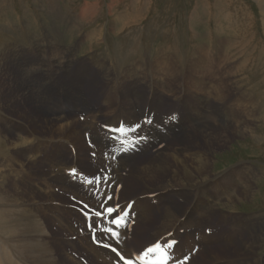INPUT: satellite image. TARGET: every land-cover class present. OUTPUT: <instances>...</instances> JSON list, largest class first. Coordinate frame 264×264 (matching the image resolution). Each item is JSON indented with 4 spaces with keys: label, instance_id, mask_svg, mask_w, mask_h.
Wrapping results in <instances>:
<instances>
[{
    "label": "rangeland",
    "instance_id": "obj_1",
    "mask_svg": "<svg viewBox=\"0 0 264 264\" xmlns=\"http://www.w3.org/2000/svg\"><path fill=\"white\" fill-rule=\"evenodd\" d=\"M114 2L116 3L113 5V9H109V5L111 6V4ZM87 5H90L89 12H95L96 8H99V11L95 12V17H92L90 15L91 13L88 12L89 14L87 13L86 18L83 19L81 18V15L82 13H84V11H86ZM126 19H128L126 21L128 23L121 21ZM218 23H221L224 26H220V28ZM122 25L124 26V28L122 27ZM100 32H104L103 35L105 37H99L98 34H100ZM0 34V54H2L4 48L6 49L8 44L13 43V45H16L17 48L10 49L11 56L17 54L20 51H30V56H32L33 52L38 51V49L34 47V39H37V41L40 42V45H42L43 48H49L50 44H55V47H57L55 49H57L59 55L60 53L64 52L65 56L67 57L65 59H68V54L64 51V49L61 50V48H69V56L72 55L75 61H73V64L70 68H63V66L61 67L58 79H55L51 74H48L47 76L41 75V72L39 70H36L34 72L41 75V83L46 85L47 91L51 92L50 90L52 88V83L54 82H61L60 84L65 88V91H71V97H69L70 99H64L63 95H61V97L57 96L58 98L60 97L61 99L65 100L62 102V105H58L57 108L61 109V107L65 106L63 105L65 103L71 104L69 105V107H71V110H69L67 114L63 115L68 117L70 121L72 120L71 124L73 127L76 125L77 120H79L80 122L81 119L78 115V113L80 112L77 113L73 111L72 105L74 103V99L72 98L77 97L79 99L78 101L80 103L78 106L84 105L88 97L92 98L91 107H96V103L94 102L99 101L100 104L101 102L103 103V101H100L99 99L103 97L104 93L106 92V88L107 90L111 89V85L108 84L109 81L113 80V77L111 75H105L104 78L107 80H103L104 82L97 84L95 88H91L89 85H86L87 83L85 81L82 82L74 79V76L76 77V75L78 74V71L76 70H79V68L81 67L83 68V66L87 68L88 73L93 74L95 70L94 67L88 65L87 63H90V61H92V59H95L96 57H98L97 59L104 62L110 60V64H112L111 66H113V64H116L117 73L115 71L114 72L115 74L121 75L122 73H125L127 68H129L130 66H135L139 71L142 70L141 67H143L144 65H147V67L151 68L150 63L146 64L144 59H148L154 62L156 59L160 60L161 57L163 58L169 56V58L171 59L170 68L173 71L183 72V75L178 79V81H182L185 78L192 77L193 69L191 68L190 63H192L194 59L198 57L199 53L197 54V50L202 48H204L205 50L208 49L211 59L215 61V59L217 58L218 60L215 62V67H219L220 69L218 68L216 73H219L221 77L223 75H228L227 77H231L236 81L237 88H231V92L233 94L238 96L249 95L251 96V100H259L260 103L263 102L264 104V0H0ZM227 36L229 38H227ZM31 37L33 38L31 39ZM43 42H45V44ZM28 47H33L34 49L31 50L28 49ZM127 50H129V52ZM126 54L128 58L126 57ZM223 55H226V58L231 56V60H229L230 62L228 61V63H221ZM43 56L44 54L42 55V57ZM125 57L127 58V60ZM111 58L113 59V61L111 60ZM22 61H14L16 65H13L9 60V69H11L12 72L15 71L17 73V67L18 71L20 72V68L17 65ZM233 62L236 63L234 64ZM78 63L80 66L77 65ZM154 64L157 63L155 62ZM120 65L123 66L121 67ZM3 67L4 65L2 64V60L0 57V99L9 93L8 85L9 83H13V78L10 80H6V72L5 70H3ZM44 68L45 70H47V68L49 67L44 66ZM195 68L197 67L195 66ZM232 68L235 70L234 73H231L230 71V69ZM102 69L104 68H101V70ZM50 70L52 71V69ZM105 70L107 72V69ZM114 72H112V74H114ZM211 82H209L211 86L219 84L213 79H211ZM14 83L16 84V81ZM71 85L73 86L71 87ZM197 87H200V84H198ZM29 88L30 83L28 82V84L25 85V90H28ZM71 89H73V91ZM118 90L121 93V100L128 101L129 93L131 91L129 89V85L127 83H123ZM109 92L110 91L106 93L107 96ZM122 93H124L125 96L122 95ZM73 94L75 95L73 96ZM214 97V92H210V96L208 98L210 103L208 105L210 106V108L206 109V113L204 111H196V107H194L195 110L193 111L192 115L201 114L202 118L205 114L208 115L209 113H211L212 115L219 114L220 111L218 110H220V105L218 101H216L215 103ZM39 102L40 100L33 101V99L20 101V103L25 105L26 108L22 105L21 108H19L18 104L9 102L7 99H4V105L3 102H0V118H3V130L1 132L2 135H5L7 139L9 138L11 142H17V140L19 142L23 136H26V134L23 132L26 130H21L16 134V128L19 129L17 125L19 121H21V123L24 125L23 127L27 129V133H32V136L36 134L40 136L43 135L45 137H49V135H58L54 132L57 131L56 129L58 128L59 124H55V126L54 124L49 125L43 120L46 119L47 115L51 113V109L44 108V105ZM168 102L169 100H165V105L162 108L158 106L160 110L167 111L168 109H171L175 106L173 105L174 103H176L175 101H171V103ZM112 105L110 107H106L105 114H101L106 117L100 119L101 121L104 120L107 122H117L120 116H116V114H118V111L116 110L121 105H123V102L119 103L118 101H114ZM151 108L147 107L148 113L152 112ZM29 109L38 116L35 117V115H30L33 119V122L25 113V111L31 112ZM160 110H157V112H161ZM62 111L63 109H61L57 113L60 114ZM260 112L261 113L259 114V118L257 119L258 122L255 125L254 132H249L248 135L245 136H240L237 134L228 143L222 145H214V148H207L201 145L202 148L200 149V151L205 152L206 155L208 154L212 160H210L209 162V170L211 173L210 175L214 176L213 178L225 172L229 168L237 171H239L244 165H252V167L254 166V168H256V177L253 179L255 180V189L253 193H251L249 198L247 200H236L235 202L220 204V206H218L220 210H217V215H212L209 219H211V223L215 222L216 220L217 222H220V212L224 211H230L231 213L235 212L236 214L241 213L240 215L245 216L246 220L252 223L251 227L254 228L255 235H258V248L254 252V255L257 257L262 256V260L264 258V105L263 110H261ZM89 114L92 115L91 113ZM111 114H113V116H109ZM135 115L137 116L139 115V113ZM157 116H159V114H157ZM87 117L89 118V121L91 117ZM192 117L185 118L190 119V126L179 129V131L174 132L172 135L170 134V143L167 144L168 147H178L180 145V142H178L179 138L193 131L195 127H202L204 125L212 126L213 123L216 124V122H214L216 117L213 119V121L211 120V117H206L203 119L200 118L201 121L199 119L192 120ZM4 118L9 119L10 121L14 120L12 121L13 125L9 127L5 123ZM219 119H221L222 121ZM26 120H29L30 125ZM82 120H84V117L82 118ZM22 121H24L25 123ZM218 122L230 123L231 117L229 119V116H227L225 120H223L222 117H218L217 123ZM25 125H29V127ZM51 126H54L55 129H49ZM206 132H198L193 136H190V138H187V141H190L192 142V144H194L201 139L203 142L205 141V139L203 140V136H205L204 134ZM68 136H70L68 138L71 140H69L71 143H68V147L72 149V152L74 154L76 152V154L71 157L73 158V160L72 164L69 167L72 168L68 170H73L75 168L80 169V167H84L87 164H94L95 161L91 158L90 150L98 149L96 148L97 145L96 147L91 146L92 144L90 140L85 139V135L77 136V133L73 129L71 130V135ZM206 139L208 138L206 137ZM43 140L45 141V143H49L50 145H52L53 143L61 145L63 143V140H60L58 138H55L51 141H49V138ZM88 144L90 145L89 147ZM102 144L103 143H100L98 145L101 146ZM5 145L6 143L4 142L1 148H4ZM84 145L86 146V148H84ZM163 146H166L165 143L160 145V147ZM45 147L43 148L42 153L39 157L38 155H36V161L31 160L28 167H24V169L27 170L24 177H28L30 179V183H28L27 186H25L23 183L22 185L27 187V190L25 191V193L27 194L25 197H31L26 202L29 203L30 201L31 203L25 207V212L23 213L26 215V217L36 215V213H40L39 216L36 215V219L42 222L47 230L42 234L41 238L45 242L46 246L48 244L50 245L52 249L51 255L55 257V261L57 264H73L70 260L71 253L77 258V260H80L79 258H81V261H83L84 264H108L101 259L99 260L94 258V256H91L82 239V242L76 245V242L80 240L77 238L80 237H78L77 234L74 235L73 233L68 231V225L72 224L77 217L80 218L79 212L72 209V206L82 207L85 210L92 209L93 211H96L101 200L104 198L107 189H105L104 192L97 190L95 197H93L92 195L88 196L86 194H83L80 186L76 187L68 185V183L71 182L68 180L69 174H67L65 170L66 176L63 181L70 188V191L75 192L73 189H78L79 191L77 192L80 196H82V199L81 197L73 196V194L69 191L65 192L64 189H61L59 182L54 181V179L51 175H49L48 172H43V170L41 169V167L47 169L49 168L48 161L44 160L46 154ZM157 150H159L157 146L146 148L141 153V158L138 159V161H135V167H133V169H131L130 171L128 170L129 168L126 171H123V179H125V183L127 181V184L125 185V193L131 190L130 194L127 193L128 195L124 198V200L129 199V195L131 196L143 190L157 188L151 186L149 188H145L142 183L138 181V179L141 178V174L139 173L144 172L142 167L143 163H149L150 161L154 160L151 157ZM29 152H31L30 146ZM102 153L104 154V151H102ZM20 155L22 156L23 161L25 159V161H28L27 157L23 159L24 155L21 152ZM133 160L134 158L127 161V163H132ZM113 162H115L113 157L109 156V163L111 165L108 167L105 158L102 163V168L107 171L106 178H108V185L111 184L116 176H118V171L120 170V167L117 166V170L115 171V168L113 166L115 165V163L113 164ZM14 163L16 166L19 165V163ZM192 170L194 174L190 179H188L185 174L181 175L183 181L185 182L183 183L186 185L194 183L197 180V182H201V179L208 175V173L205 174L197 171L195 167H193ZM80 171L89 174L88 169L86 171ZM128 171L130 175H126ZM95 175H97V173ZM219 177H221V175H219ZM3 180L6 181V179ZM20 180L22 182V176L20 177L19 181ZM5 181H3L2 184ZM173 183H180V179L173 180ZM183 183L178 186L183 185ZM55 188L59 190V193L58 191L57 193L53 192ZM6 189H8L9 191L16 190V188L11 183H8L7 187L4 190ZM151 193L152 192L144 193V195L148 196V194ZM173 197L178 198L179 196L176 194V192H174L172 194V198ZM170 199L168 201H170ZM119 201H122L121 198H119ZM187 204L184 205L186 206ZM54 206H60L61 210L65 214H67V222L62 223L61 220L57 222L56 219H58V217L56 212L58 211L56 210L57 208H54ZM161 208H163L162 205L153 207L151 222H149L148 224L140 223L136 225V227L138 226V232L135 235V244L138 246L137 249L136 247L131 248L130 246H126L125 248L130 251L131 249L139 250L144 244L149 241L151 235H153V228H157L159 230L158 224L160 221L159 215L162 211ZM37 210L39 212H37ZM72 212H75L76 216L73 215ZM247 215H249L251 218H247ZM246 220L245 222H241V232L246 231L250 227L248 226L247 228ZM60 222L62 223V226L59 225ZM83 223L84 221L77 219V222L73 224L82 225L83 227L81 228L85 231L81 230L80 232L82 234H89L91 236L89 231L86 229L87 225ZM234 226L235 229L233 230L236 231L237 227L236 225ZM91 227L94 228L95 225L93 224ZM203 228L204 226H202L201 228L202 231ZM95 230H97L96 227ZM48 232H51V234ZM96 233L101 236L99 230ZM128 235L131 236V234ZM91 237L92 243L95 244L96 238L94 237V235H92ZM250 237L251 234H244L242 235V239H240L238 243H235L234 240H232L229 249H227V243L220 244L218 241L213 242V248L217 249V247H219V249L215 250L213 254L223 258L237 257L238 254L236 256L235 249H240L238 252L241 253V248L247 245V241ZM0 238L3 240V242H5L6 238L2 236H0ZM255 239L257 238L255 237ZM9 242L12 243V245L14 244V247H9L8 242H5V244L0 243V247L3 250V253L7 254L1 255V259L4 261L2 264H11V260H15V258L19 259V264H30L28 261V256H24V254L27 253L28 249L30 248L28 247L27 241H22V239H19L12 240V242L11 240H9ZM212 244H209V246L211 247ZM240 244L241 246H239ZM102 245L103 243H100V246H96L102 247ZM220 245L225 246L226 249L223 250ZM5 250L12 251L14 252V254L6 252ZM0 253L2 252L0 251ZM213 254L211 252V254L203 257L201 263H209L211 261L209 259V256ZM63 257L67 260H63ZM226 261L228 262L227 264H235L237 262H235V260H232L231 262L230 259L223 261L220 260L219 262L220 264H225Z\"/></svg>",
    "mask_w": 264,
    "mask_h": 264
},
{
    "label": "bare ground",
    "instance_id": "obj_2",
    "mask_svg": "<svg viewBox=\"0 0 264 264\" xmlns=\"http://www.w3.org/2000/svg\"><path fill=\"white\" fill-rule=\"evenodd\" d=\"M115 3L116 2L112 3L111 6L109 5V9H113V5ZM89 11H90V5H87V9L86 11H84V13H82L81 18L83 19L86 18L87 16L86 14ZM96 11L98 12L99 8H96ZM95 12H92V13L89 12V13H91L90 15L92 17H95ZM128 19L121 20V21L126 22ZM218 25L219 27L224 26L221 23H218ZM122 27L124 28L123 25ZM103 33L100 32L98 36L99 37L104 36ZM32 38L33 37H31V39ZM227 38L229 37L227 36ZM34 40H35L34 47L38 49V51L33 52L32 56H30V53H31L30 51H27V52L20 51L17 54L11 56L10 49L17 48V46L13 45V43H10V42H9L10 44L7 43L8 46L6 47V49L7 48L8 49L6 50L4 48V51L2 50L3 52L2 54H0V57L2 60V64L4 65L3 70H5L6 72V80H10L13 78L12 79L13 83L11 84L9 83L8 85L9 93L6 94L4 97H2L0 99V102H3V105H4L5 104L4 99H7L9 102H14L15 104H18L19 108H21V105L26 108V106L21 104L20 101H26L30 99H33V101L40 100L42 105H44V108L51 109V113L47 115L46 119H43L44 122L49 125L54 124V126L55 124H59L58 128L56 129L57 131L55 132L53 131L54 133H57L58 135H49V137H45L43 135L40 136L36 134L32 136V133H27V129H25L23 127L24 125L21 123V121H19L17 125L20 130L16 128V134L20 132L21 130H26V131H23L26 134V136H23L19 142L18 140L17 142L16 141L11 142L9 138L7 139V137L5 135H2L1 133L3 130L2 129L3 118L2 117L0 118V236L6 238L5 242L9 243L8 244L9 247L11 248L14 247L13 246L14 244L12 245V243H10L9 240H11L12 242V240L22 239V241H27L28 247H30L28 249V252L24 254L25 257L28 256L29 258L28 261L30 264H57L55 261V257L51 255L52 249L50 245L48 244L46 246L45 242L41 238L42 234L46 232L47 230L44 227V224L40 222L38 219H36L37 218L36 215L39 216L40 213L39 214L36 213V215L31 214L32 216L30 217H26V215L23 213L25 212L24 211L25 207L31 203L30 201L29 203L26 202L31 197H25L27 194L25 193V191L27 190V187L25 186H27L28 183H30V179L28 177H24L25 173L27 172V170L24 169V167L26 166L28 167L31 160L36 161L37 159L36 155H38V157L40 156L45 145H46L45 147L46 154H45L44 160L48 161L49 168L47 169V168L41 167L43 172H48L49 175L52 176L54 181L60 183L59 185L61 186V189H64L65 192L69 191L73 194V196L81 197L82 199V196H80L77 192L79 191L78 189H73L75 192L70 191V188L63 181L66 176L65 170L67 172L68 169L72 168V167H69L72 164V160H73V158L71 157H73L76 154V152L74 154L72 152V149L68 147V143H71L70 142L71 140L68 138L70 136L68 135H71L72 129L75 130V132L77 133V136L85 135L84 136L85 139L92 138L95 140L97 144H100L104 142V139L101 133V129H99L98 127L99 125L98 123L99 121H101L100 119L106 118L104 115H101V114L102 113L105 114L106 107H110L114 101H118L119 103L123 102V105H121L116 110L118 111V114H116V116H124V115H135L139 113L136 111V107H139L140 111L142 112L147 107L149 108L152 107L153 109L160 110L159 107L162 108L165 105L164 101L169 100L168 103H171V101L176 102L173 105H175V107L180 112L179 124L174 125L171 122L169 123L168 130L170 132H174V127H179V129H183V128L190 126V119H185L186 117L191 118L193 116L192 120L193 119L200 120L201 114L192 115L193 111L195 110L194 107H196V111L199 110V111H204L206 113V109L210 108V106L208 105L210 104L209 99H208L210 96V92L211 93L214 92V95H215L214 101L215 103L216 101H218L220 105V110L218 111H220V113L216 115L215 114L212 115L211 113H209L208 115L203 114L204 117H202L201 119L206 118V117H211V120L213 121V119L216 117L214 121L216 122V124L213 123L212 126L204 125L202 127H195L193 131L186 134L187 136L183 135L179 138L178 142H180V145L178 147L176 148L168 147L167 144L170 143V136L168 137V135H163L162 133L155 130L154 128H148V130L152 131V137L154 138V142H152L150 146H148L147 148L157 146L159 150H157L155 154L153 153V156L151 158H153L154 160L150 161L149 163H146V162L143 163L142 167H143L144 172L139 173L141 174V178H139L138 181L142 183V185L145 188H149L150 186L157 187V188L150 189V190H143L137 194H134L131 196L129 195V199L127 200H130L139 195H144V193H148V192L157 193L156 198H159V200H161V204L163 208H161L162 211L159 215V219H160L159 224H158L159 230L157 228H153L152 230L153 235H151L147 243L149 242L151 243V241L154 242L161 235L167 234L169 233V231L174 230V229L188 228L192 232L194 229L200 228L202 226H204L205 228L210 227L211 229H213V232L211 234L209 235L205 234V232L203 231L204 233H201L200 237H196L197 242L200 245H202L203 248L200 249L197 255L193 256L190 260V262L193 264H202L201 262H202L203 257L211 254V252L213 254L215 250L219 249V247H217V249L213 248V244H212L213 242L218 241L220 244L227 243L228 245L227 249H229L232 240H234L235 243H238L239 240L242 239V235L251 234V237L247 241V245L241 248V253L243 254V256L241 253L238 252L240 249L238 250L236 248L235 252H236V256L238 254L237 257L223 258V257L213 254L209 256V259L211 261L210 262L208 261L209 263L207 264H220L219 262L220 260L223 261L227 259H230L231 262L232 260H235V262L237 261L235 264H264V258L261 260L262 256L258 255L259 257H257L254 255V252L258 248V243H257L258 235L257 236L255 235L254 228L251 227L252 223L246 220L245 216L240 215L241 213L239 214L238 212H237L238 214H236L235 212L231 213L230 211L229 212L224 211V212H220V219H221L220 222H217L216 220L215 222L211 223V219H209L212 215H215L217 213V210H220L218 208L220 204H226L228 202L229 203L235 202L236 200H247L249 198V196L251 195V193H253L255 189V185H254L255 180L253 179L256 177L255 176V172H257L256 168H254V166L252 167V165H244L239 171L229 168L227 169L228 171L226 170L225 172L221 174L215 173V174L221 175V177L217 175L218 177L216 176L215 178H213L214 176L210 175L211 173L209 170L210 168L209 162L211 158L208 154L206 155L205 152L200 151V149L202 148L201 145L207 148H214V145H222V144L228 143L237 134L240 136H245V135H248L249 132H254L255 125L258 122L257 119L259 118V114L261 113L260 111L263 110V105H264L263 102L260 103L259 100L255 101V99L251 100L250 98L251 96L249 95L248 96H238V95L233 94L231 92V88H237L236 81L233 80L231 77H227L228 75L227 76L223 75L221 77L219 73H216L219 67H215V62L218 60L217 58L215 59V61L211 59V57L209 56L210 52L208 51V49L205 50L204 48H202V49L197 50V54L199 53L198 57L194 59V61L192 62L193 64L190 63V66L193 69L192 77L183 79L185 83L183 82V80L178 81V79L183 75V72L173 71L170 68L171 59L169 58V56H166L163 58L161 57L160 60L156 59L154 62L148 59H144L146 64L150 63L151 68L147 67V65H144L143 67H141L142 70L139 71L137 70L135 66H130L129 68H127L126 72L122 73L121 75L115 74V72L117 73L116 64H113V66H111L112 64H110V60H107L104 62V61L97 59L98 57H96L95 59H92L90 63H87L88 65H91L94 67L95 69L94 73L93 74L88 73L87 68L83 66V68L81 67L79 68V70H76L78 71V74L76 75V77L74 76V73H73L74 79H77L82 82L85 81L87 83L86 85H89L91 88H95L97 84L104 82L103 80H107L104 78L105 75L107 76L111 75L113 77V80L109 81L108 83L109 85H111L110 86L111 89L107 90L105 86L106 92L104 93L103 97L99 99L100 101L102 100L103 103L101 102L100 104L99 101L94 102L96 103V107H93V106L91 107L92 98L88 97L84 105L78 106L80 103L78 101L79 99L77 97H73L72 98L74 99V103L72 105L73 111L77 113L80 112L78 113V115L80 116V119H81L80 122L79 120H77L76 125L73 127L71 124L72 120L70 121L68 117L63 115V114H67L69 110H71V107H69V105H71L70 103L63 104L65 105L61 107L63 111L60 114L57 113L58 111L61 110L60 108H57V106L62 105V102L65 101L64 100L65 98L71 97L70 96L71 91L70 92L65 91V88L60 84L61 82L52 83V88L50 90L52 93L47 91L46 85L41 83L42 82L41 75L47 76L48 74H51L55 79H58L61 67L63 66V68L64 67L70 68L71 65L73 64V61H75V59H73L72 55L69 56L68 47L61 48V50L64 49V51L68 54V59H65L67 57L65 56L64 52L60 53L59 55V52H57V49H55L57 48L55 47L56 46L55 44L52 43L50 44L49 48L48 47L43 48L42 45H40V42L37 41V39H34ZM43 43L45 44V42ZM10 45H13V46H10ZM28 49L33 50L34 48L28 47ZM127 51L129 52V50ZM43 54L44 56L42 57ZM126 57H127V54H126ZM9 60L11 61L13 65H16L14 61L18 62V61L23 60L17 65L20 68V72L18 71V68L16 67L18 74L15 71L12 72V70L9 69L10 68L8 66ZM111 60L113 61L112 58ZM229 60H231V56L226 58V55H223V59L221 63H228ZM155 62L157 64H154ZM77 65L80 66L79 63ZM44 66L49 67V68L45 70ZM195 66L197 68H195ZM101 68H104V69L101 70ZM50 69H52V71ZM105 69H107V72ZM36 70H39L41 72V75L36 74L34 72ZM230 71L231 73L235 72L233 68L230 69ZM112 72H114V74H112ZM88 79H89V82H88ZM211 79L215 80V82L219 84L215 86H211V84L209 83L211 82ZM15 81H16V84L14 83ZM28 82L30 83V88L28 90H25V85H27ZM123 83H127L129 85V89L131 90L129 93L128 101L121 100V93L118 90L119 87ZM198 84H200V87H197ZM72 86L73 85H71V87ZM71 90L73 91V89ZM108 91L110 92L108 93V96H107L106 93ZM235 92H236V89H235ZM61 95H63L64 99L60 98ZM74 95L75 94H73V96ZM122 95H124V93H122ZM57 96H60V97L58 98ZM173 109L174 108H171L170 111ZM160 111H161L160 113H167L166 111H162V110ZM88 112L91 113L92 115H90ZM25 113L27 114V116L32 122H33V119L31 118L30 115H35V117H38L33 111L31 112L25 111ZM87 116L91 117L89 121H88L89 118ZM109 116H113V114ZM227 116H229V119L231 117L230 123H219V122H218L219 124L217 123L218 117H222L223 120H225ZM83 117H84V120H82ZM4 120H5V123L9 127L13 125L12 121L14 120L10 121L7 118H4ZM26 121L30 125L29 120H26ZM29 125H25V126L29 127ZM54 126H51L49 129L54 128ZM198 132H206L204 134L205 136H203V140L205 139V141L202 142V140L200 139L198 140V142L194 144H192V142L190 141H187V138H190V136H193L194 134ZM206 137L208 139H206ZM47 138L50 139L49 141L55 138H58L60 140H63V143L61 145H57L54 143L50 145L49 143H45V141L43 140ZM4 142L6 143V145L5 147L3 146L4 148H1ZM162 143H165L167 147L166 146L160 147V144ZM29 146L31 147V152H29ZM89 146L90 145L88 144V147ZM84 148H86L85 145H84ZM19 149L22 151H20ZM20 152L24 155L23 159L27 157L28 161H25L26 159L24 161L22 160V156L20 155ZM90 153H91V158L94 159L95 163L87 164L84 167H80L79 170L86 171L88 169L89 174L95 175L97 173V175L100 174V177H102V179H105L107 175V171L102 168V163L105 158L106 163L108 164V167H109L111 165L109 163V156L103 154L102 150L100 149L90 150ZM184 153H185V156H188V157H185ZM132 158H134L133 162L127 163V161H129ZM140 158H141V153L140 154L135 153V154L123 155L114 160L115 165L113 166L115 168V171L117 170V166L120 167V170L118 171V176H116L114 180L111 182L115 185L112 186L110 189L107 188L106 194L104 198L101 200L96 212H100L102 208L113 207L110 197H111L112 191L117 186V184L120 183V191L118 193V197H120L121 200L127 197L128 195L127 193L130 194L131 190L125 193V185L127 184V181L125 183V179H123L124 178L123 171L126 170V168H129L128 169L129 171L133 169V167H135L134 165L135 161H138V159ZM14 162L19 163V165L16 166ZM127 166H130V167H127ZM193 167H195L197 171L199 172H202L205 174L208 173V175L202 178L201 182H197L198 181L197 180L194 183H190L186 185L184 184L185 182L183 181L181 175L185 174L188 179L192 178L194 174L192 170ZM19 169H23V170H19ZM129 171L126 173V175H130ZM21 176H22V182L21 180L19 181ZM3 179H6V181ZM175 179L176 180L180 179V183L174 184L173 180ZM3 181H5L3 184L6 186L2 184ZM181 181L182 183L184 182L183 185L178 186L182 184ZM8 183H11L16 188V190L15 191H9L8 189L4 190L7 187ZM22 183L25 186H23ZM68 185L76 186V187L78 186L72 182L68 183ZM80 188L83 194H86L88 196L92 195L93 197H95V194L97 192L95 188H93L92 191H87L85 190L84 187H80ZM57 191L59 193V190H57L56 188L55 190H53L54 193H57ZM174 192H176V194L179 196L178 198H174V197L172 198V194ZM168 198L169 199L172 198V199H170V201H166ZM184 204H187V205L185 206ZM137 205L139 208V213H138L139 217L136 218L137 222L134 223L133 228L131 227L132 229L128 230V228L123 225H117V226L113 225V227H108L106 225L105 229H99L100 234H101V236H99L95 232V227L97 228V224L94 223L95 227L94 228L91 227V232L96 233L97 241L98 242L106 241V243L108 242L111 245L121 247L127 252V254L130 253V250L125 248L126 246H130L131 248L136 247L137 249L138 246L135 244V235L138 232V228H137L138 226L136 227V225L140 223L148 224L149 222H151L152 213H153L152 212L153 206L150 204V200L147 197V195L143 199H139L137 201ZM54 208H57L56 210L58 211L56 212L58 219L56 218L54 219H56L57 222L60 220L62 223L67 222L68 220L67 214H65L61 210V207L54 206ZM37 212L39 211L37 210ZM72 214L75 215L76 213L72 212ZM248 217L250 216L247 215V218ZM77 219L78 217L76 218V220H74L73 223L77 222ZM245 220H246L247 228L248 226L250 227L248 229L246 228L247 229L246 231L241 232V225H242L241 222L243 221L245 222ZM61 222L59 223V225L62 226ZM73 223L69 225L67 224V225H68L69 232L73 233L74 235L77 234L78 237H80V238H77L80 240L76 242V245L78 243H81L83 240L90 255L94 256V258L99 259V260L101 259L108 264H115L117 262L116 256L111 251H108L103 247H97L91 242L92 237L89 234H82L80 232L81 230H83L81 228L83 227L82 225H75ZM234 225H236L237 227L236 231L233 230L235 229ZM86 229L89 231L88 228ZM91 232L89 233L91 234ZM48 233L51 234V232H48ZM128 234H131V236H129ZM254 236L257 239H255ZM192 237L193 236H190V235H187L186 237H184L182 246L189 248L191 247L192 243H196V241ZM5 242H3V240L0 238V243L5 244ZM209 244H212V246L210 247ZM239 246H241V244ZM220 247L223 250L226 249L225 246L223 245L222 246L220 245ZM176 250H179V249L176 248ZM0 251L2 252L0 253V264H2L4 261L1 259V255L2 254L5 255L6 253L5 254L3 253V250L1 247H0ZM6 252H10L14 254V252L12 251H6ZM79 259L80 260H77V258L71 253L70 260L72 261L73 264H84L83 261H81V258ZM18 260L19 259L15 258V260H11V261L13 264H19ZM63 260H67V259L63 257ZM227 263L228 262L226 261L225 264Z\"/></svg>",
    "mask_w": 264,
    "mask_h": 264
}]
</instances>
